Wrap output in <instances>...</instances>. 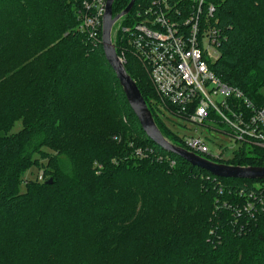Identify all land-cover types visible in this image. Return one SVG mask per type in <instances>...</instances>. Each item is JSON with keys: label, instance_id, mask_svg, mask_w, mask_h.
Instances as JSON below:
<instances>
[{"label": "trees", "instance_id": "1", "mask_svg": "<svg viewBox=\"0 0 264 264\" xmlns=\"http://www.w3.org/2000/svg\"><path fill=\"white\" fill-rule=\"evenodd\" d=\"M129 1L113 0L112 14ZM80 2L0 0V264H264V179L216 176L156 144L102 45L79 31ZM209 4L221 32L212 71L263 104L264 0ZM114 44L161 133L183 147L121 30ZM44 147L55 151L47 176L24 180ZM206 158L264 166V149Z\"/></svg>", "mask_w": 264, "mask_h": 264}, {"label": "built area", "instance_id": "2", "mask_svg": "<svg viewBox=\"0 0 264 264\" xmlns=\"http://www.w3.org/2000/svg\"><path fill=\"white\" fill-rule=\"evenodd\" d=\"M106 1L81 0L77 8L78 29L92 47L101 44ZM213 11L214 5L203 7V0L189 5L186 0L175 4L146 0L138 3L122 27L123 39L159 96V109L185 123L215 129L235 144L264 149V103L253 104L210 67L219 57L221 43V32L211 22ZM177 133L185 149L212 159L225 158L223 153L212 155L201 137Z\"/></svg>", "mask_w": 264, "mask_h": 264}, {"label": "water", "instance_id": "3", "mask_svg": "<svg viewBox=\"0 0 264 264\" xmlns=\"http://www.w3.org/2000/svg\"><path fill=\"white\" fill-rule=\"evenodd\" d=\"M134 1L135 0H130L128 4L115 15L112 14L113 0L106 1L105 11L102 18L101 45L105 58L115 72V76L121 86L123 94L139 120L142 129L156 144L160 145L162 148L177 154L193 165L205 169L216 176L228 178L264 179V166H243L213 161L202 155L193 153L184 147L173 144L161 133L138 86L136 85L134 79L126 71L124 62L117 54L112 40L111 30L113 25L121 17L130 12ZM50 182L51 181H48V183Z\"/></svg>", "mask_w": 264, "mask_h": 264}, {"label": "rangeland", "instance_id": "4", "mask_svg": "<svg viewBox=\"0 0 264 264\" xmlns=\"http://www.w3.org/2000/svg\"><path fill=\"white\" fill-rule=\"evenodd\" d=\"M123 17H121L112 27L111 35L112 40L115 43L116 36L118 30L122 31V27L127 24H122ZM115 45V44H114ZM162 115H164V109L161 110ZM164 119L166 121L167 126L171 127L173 131H178L182 135H192L199 136L203 140H205L206 144L212 155L220 153L224 155L225 159L231 157L233 150L239 146V144H235L233 139L230 137H225L223 133L218 132L215 129H210L203 125L195 126L190 123H185L181 119H177L176 117L165 113ZM197 127V132H194V128ZM214 127L218 128L216 125ZM21 128V122L17 121L13 124L12 131L19 130ZM49 153H55L50 148L44 147L43 154L38 155L36 157V163L31 165L28 169L24 171L22 174L23 179L29 178L32 180H43L47 175L45 174V170L47 167L48 158L46 155ZM41 177V179L39 178Z\"/></svg>", "mask_w": 264, "mask_h": 264}]
</instances>
